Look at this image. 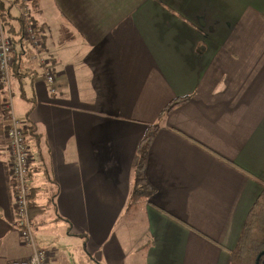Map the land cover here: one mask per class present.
Segmentation results:
<instances>
[{"label":"crops","instance_id":"obj_1","mask_svg":"<svg viewBox=\"0 0 264 264\" xmlns=\"http://www.w3.org/2000/svg\"><path fill=\"white\" fill-rule=\"evenodd\" d=\"M29 3L0 0L11 27ZM31 12L40 44H12V56L19 97L51 130L36 133L30 110L19 118L37 135H27V181L41 206L36 238L55 245L49 264H68L60 249L83 264H229L264 184V0H36ZM3 103L0 87V264H10L32 250L13 204ZM150 124L152 191L127 207Z\"/></svg>","mask_w":264,"mask_h":264},{"label":"built area","instance_id":"obj_2","mask_svg":"<svg viewBox=\"0 0 264 264\" xmlns=\"http://www.w3.org/2000/svg\"><path fill=\"white\" fill-rule=\"evenodd\" d=\"M23 21V37L29 42L33 48H37L40 39L37 34L36 25L32 20L31 6H22ZM12 41L5 33L4 26L0 18V87L4 95V103L2 105L6 114V120L9 122L5 130L7 137V145L10 152V176L13 182L14 206L17 218H19L21 229L20 238L24 245L31 248V255L27 258L12 261L10 264H49L53 254L48 249L39 248L35 245L33 232L30 228V221L27 214L26 189L28 181L26 180L29 164L31 161L29 145H27V136L25 130V121L15 118L10 99L12 73L11 68L14 64L12 56ZM45 81L51 84L54 81L53 73L50 70L45 71ZM54 88L50 90L52 93ZM28 134V133H27Z\"/></svg>","mask_w":264,"mask_h":264},{"label":"trees","instance_id":"obj_3","mask_svg":"<svg viewBox=\"0 0 264 264\" xmlns=\"http://www.w3.org/2000/svg\"><path fill=\"white\" fill-rule=\"evenodd\" d=\"M36 5V0H31V6L34 8ZM6 11H3L0 8V18L2 25L5 28V31L10 37L12 44L15 48L22 47L23 37L21 36V22L20 19H16L17 24L19 25V30L9 25V16ZM13 49V47H12ZM14 50V49H13ZM16 61V58H13V61ZM11 68L12 78H15V68L17 66V61ZM187 97L185 98H175L170 103L163 108L160 115L170 112L175 106L185 103ZM147 131L142 137L137 150L136 156L134 159V186L133 191L130 196V205L135 202L136 199L141 196L148 197L151 193V188L147 183L146 177L144 176L145 161L147 157V149L152 142V138L155 133L158 131L159 127L157 124H150L147 126ZM25 130L28 135L33 134L34 137H37L33 125L29 124L25 126ZM31 171H28L26 180L30 176ZM37 187L27 184L26 189V201H27V214L30 221L31 229L33 228V216L36 212L41 211V206L36 203V192ZM259 196L254 200L250 206V210L246 215L245 222L240 230L239 237L236 242V246L232 251H230L229 264H254L256 257L259 253L264 252V184L261 188ZM20 225V229H21ZM257 264H264V255L260 256Z\"/></svg>","mask_w":264,"mask_h":264},{"label":"rangeland","instance_id":"obj_4","mask_svg":"<svg viewBox=\"0 0 264 264\" xmlns=\"http://www.w3.org/2000/svg\"><path fill=\"white\" fill-rule=\"evenodd\" d=\"M30 5H31V3H29ZM35 10V9H34ZM37 10V9H36ZM36 10H35V12H36ZM16 12V10H12V12L11 13H15ZM13 21V23H14V25H16V29L17 30H19V25L17 24V22L16 21H14V20H12ZM20 22H21V25H22V23H23V21L22 20H20ZM39 26L41 27V25L39 24ZM5 29V28H4ZM24 29H23V25H22V27H21V29H20V31H21V36L23 37V34H22V31H23ZM39 32H40V29H39ZM5 33H6V31H5ZM37 34H38V31H37ZM6 35H7V33H6ZM39 35V34H38ZM8 36V35H7ZM24 40H26L25 39V37H23V41ZM27 41V40H26ZM28 42V41H27ZM29 43V42H28ZM14 80L16 81V78H14L13 80H11V84H10V86H11V90H10V96H8L7 95V98H9L10 99V102H11V105H12V110H13V113H14V116H15V118H16V120L17 119H19V118H21V117H24L28 112H29V110H30V108H31V104L29 103L28 104V106H27V103L21 98V97H19V89H18V85H16L15 83H14ZM17 82V81H16ZM15 84V85H14ZM24 109H27V110H24ZM23 111H25L24 112V114L22 115L21 113H23ZM31 111V121H42V123H41V125H38L37 126V131H36V133H47V132H50L51 130L49 129V126H47L45 123H44V120H42V118H35V112H36V110L35 109H31L30 110ZM92 127H91V125L89 126L88 124H86V123H84L83 124V126H82V129L83 130H92L91 129ZM28 134L26 133V136H27ZM27 137H29V136H27ZM132 191H133V186H132ZM132 191H131V193H132ZM130 193V194H131ZM131 196V195H130ZM129 202H128V205H127V207H129V205H130V197H129V200H128ZM31 228V227H30ZM35 228H37V226H34V228H32V232H33V238H34V241L35 242H37V244H43V245H39V247L40 248H44V249H48V250H50L51 248L50 247H54L55 245H54V242H51V241H49V240H46L47 239V237L46 238H43V237H37L36 238V235H35V232H36V229ZM61 234L62 235V229L61 228H56V229H52L51 230V237H52V240H54V241H56L57 243H61L59 240H57V237H58V234ZM65 233V232H64ZM75 239V240H74ZM74 239L72 238L71 240V245L72 246H75V245H77V244H79V242H81L82 241V239H80V238H78L76 235L74 236ZM46 245H45V244ZM48 247V248H47ZM61 251V253H60V255L57 257L56 256V258H57V260H58V262L60 263H68V264H81L82 263V261L85 259V257H80V255H79V253L78 252H76L75 251V249L74 250H72L71 252H66V251H63L62 249H60ZM51 251V250H50ZM83 264V263H82Z\"/></svg>","mask_w":264,"mask_h":264},{"label":"water","instance_id":"obj_5","mask_svg":"<svg viewBox=\"0 0 264 264\" xmlns=\"http://www.w3.org/2000/svg\"><path fill=\"white\" fill-rule=\"evenodd\" d=\"M262 255H264V252H261V253L258 254V256H257L256 259H255L254 264H257V263H258V259H259L260 256H262Z\"/></svg>","mask_w":264,"mask_h":264}]
</instances>
